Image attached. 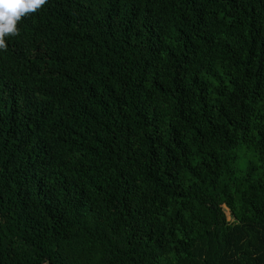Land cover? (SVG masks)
Here are the masks:
<instances>
[{"label": "trees", "instance_id": "1", "mask_svg": "<svg viewBox=\"0 0 264 264\" xmlns=\"http://www.w3.org/2000/svg\"><path fill=\"white\" fill-rule=\"evenodd\" d=\"M18 27L0 264H264V0H48Z\"/></svg>", "mask_w": 264, "mask_h": 264}, {"label": "clouds", "instance_id": "2", "mask_svg": "<svg viewBox=\"0 0 264 264\" xmlns=\"http://www.w3.org/2000/svg\"><path fill=\"white\" fill-rule=\"evenodd\" d=\"M47 3L48 0H0V50L7 51V37L20 34L19 22Z\"/></svg>", "mask_w": 264, "mask_h": 264}, {"label": "rangeland", "instance_id": "3", "mask_svg": "<svg viewBox=\"0 0 264 264\" xmlns=\"http://www.w3.org/2000/svg\"><path fill=\"white\" fill-rule=\"evenodd\" d=\"M222 208H223V211H224V214H225L226 219H227L228 221H232V217H231V215H230L229 210H228L225 206H223Z\"/></svg>", "mask_w": 264, "mask_h": 264}]
</instances>
